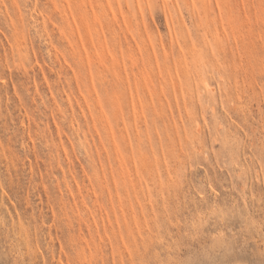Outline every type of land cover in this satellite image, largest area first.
<instances>
[{
  "label": "rangeland",
  "instance_id": "obj_1",
  "mask_svg": "<svg viewBox=\"0 0 264 264\" xmlns=\"http://www.w3.org/2000/svg\"><path fill=\"white\" fill-rule=\"evenodd\" d=\"M134 263L264 264V0H0V264Z\"/></svg>",
  "mask_w": 264,
  "mask_h": 264
},
{
  "label": "bare ground",
  "instance_id": "obj_2",
  "mask_svg": "<svg viewBox=\"0 0 264 264\" xmlns=\"http://www.w3.org/2000/svg\"><path fill=\"white\" fill-rule=\"evenodd\" d=\"M115 219H119V217L116 216ZM116 221H117V220H116ZM116 221H115V222H116ZM115 222H114V223H115ZM118 222H119V221H118ZM118 222H117V223H118ZM119 224H120V223H119ZM115 225H116V224H115ZM102 226H103V225H102ZM120 226H121V224H120ZM112 227H113V226H112ZM115 227H118V226L116 225ZM115 227H114V228H115ZM108 228H109V227H108ZM120 228H121V227H120ZM103 229H104V228H103ZM103 229H102V230H103ZM115 229H117V228H115ZM97 230H98V229H97ZM108 230H109V229H108ZM118 230H119V228H118ZM103 231H104V230H103ZM103 231H102V232H103ZM97 232H98V233H96V234H99V231H97ZM112 232H113V231H112ZM104 233H105V232H104ZM104 233H103V234H104ZM100 235H101V234H99V236H100ZM148 236H149V235H148ZM103 237H104V236H103ZM144 238H145V237H144ZM148 238H149V237H148ZM99 239H100V238H99ZM99 239H98V240H99ZM142 239H143V238H142ZM94 240H95V239H94ZM100 240H101V239H100ZM100 240H99V241H100ZM146 240H147V238H146ZM150 240H151V239H150ZM95 241H96V240H95ZM99 241H98V242H99ZM101 241H102V240H101ZM101 241H100V243H101ZM144 241H145V239H144ZM141 242H142V241H141ZM147 242H148V241H147ZM149 242H150V241H149ZM149 242H148V243H149ZM95 243H97V242H95ZM145 243H146V242H145ZM151 243H152V242H151ZM141 244H142V243H141ZM143 244H144V242H143ZM149 244H150V243H149ZM149 244L147 245L148 247H149ZM95 245H97V244H95ZM132 246H133V245H132ZM143 246H144V245H143ZM145 246H146V244H145ZM85 247H86V246H85ZM85 247H82V248H85ZM99 247H100V246H99ZM112 247H113V246H112ZM141 247H142V246H141ZM148 247H145V248H148ZM150 247H151V246H150ZM100 248H101V247H100ZM100 248H99V249H100ZM110 248H111V247H110ZM95 250H96V248H95ZM95 250H94V251H95ZM110 250H111V249H110ZM140 250H141V248H140ZM146 250H147V249H146ZM82 251H83V250H82ZM112 251H113V250H112ZM147 251H148V250H147ZM86 252H87V251H86ZM95 253H96V251H95ZM130 253H131V252H130ZM82 254H83V252H82ZM134 254H135V253H134ZM143 254H144V253H143ZM143 254H142V255H143ZM142 255H141V253H140L139 258H140V256H142ZM83 256L85 257V254H84ZM143 256H144V255H143ZM145 256H146V255H145ZM129 258H130V256H129ZM143 258H144V257H143ZM141 259H142V258H141ZM144 259H145V258H144ZM149 260H150V259H149ZM145 262H146V261H145ZM150 262H151V261H150ZM134 264H135V263H134Z\"/></svg>",
  "mask_w": 264,
  "mask_h": 264
}]
</instances>
